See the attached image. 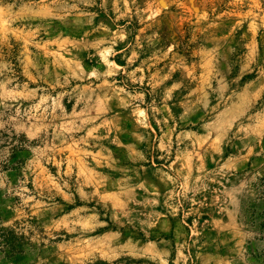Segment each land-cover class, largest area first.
Returning a JSON list of instances; mask_svg holds the SVG:
<instances>
[{
  "label": "rangeland",
  "instance_id": "374dc122",
  "mask_svg": "<svg viewBox=\"0 0 264 264\" xmlns=\"http://www.w3.org/2000/svg\"><path fill=\"white\" fill-rule=\"evenodd\" d=\"M0 264H264V0H0Z\"/></svg>",
  "mask_w": 264,
  "mask_h": 264
}]
</instances>
